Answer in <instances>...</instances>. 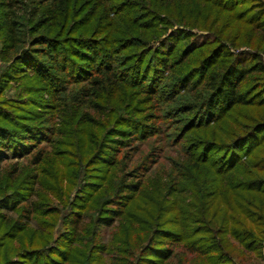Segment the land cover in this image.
<instances>
[{
    "label": "trees",
    "instance_id": "1",
    "mask_svg": "<svg viewBox=\"0 0 264 264\" xmlns=\"http://www.w3.org/2000/svg\"><path fill=\"white\" fill-rule=\"evenodd\" d=\"M107 230L113 264L261 257L264 0H0V264H102Z\"/></svg>",
    "mask_w": 264,
    "mask_h": 264
},
{
    "label": "rangeland",
    "instance_id": "2",
    "mask_svg": "<svg viewBox=\"0 0 264 264\" xmlns=\"http://www.w3.org/2000/svg\"><path fill=\"white\" fill-rule=\"evenodd\" d=\"M153 145L154 143L152 142V140L147 141V144L142 148V151L144 153L139 154L137 156V160L143 158L147 153H149ZM155 145L157 146L158 149L161 148V150L160 151L158 150L157 152L164 158L160 160L161 164L154 165L153 169H155V171L160 169V171L165 172V173L163 172L159 173V175H162L163 177L164 175H167L166 178L164 177L163 179V181L165 182L169 179L168 172H170L171 168H173V165L171 164L170 159L179 161L181 156L184 154V151H182L180 147L173 148L171 145H169V147H166L165 142H157ZM152 176H154L155 179L159 177L157 174H154ZM148 180H150V178ZM112 234H115L114 231H109L108 233V230H107L105 233L104 243L109 246V250H108L109 254L108 253L105 254V261L102 264H113V262H117V261H114V259H116V257L119 256V253L115 251V247L117 248L118 246L114 243V240H113L114 235ZM115 242L119 245L117 241ZM231 242L234 245H236V248H237V250L234 251L233 253L236 259L235 262H237L238 264H264V241H263V246L261 250L262 251L261 257H258L255 254L244 252L242 248L237 245L236 242H234L233 240H231ZM72 263L76 264L77 262L76 263L72 262ZM189 264H192V263H189Z\"/></svg>",
    "mask_w": 264,
    "mask_h": 264
}]
</instances>
